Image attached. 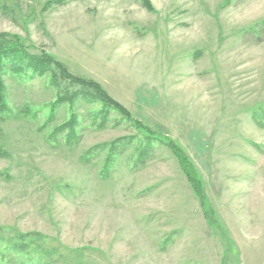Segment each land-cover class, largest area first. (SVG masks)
<instances>
[{
  "label": "rangeland",
  "instance_id": "obj_1",
  "mask_svg": "<svg viewBox=\"0 0 264 264\" xmlns=\"http://www.w3.org/2000/svg\"><path fill=\"white\" fill-rule=\"evenodd\" d=\"M147 1L0 0V34L97 82L173 139L204 206L167 147L151 142L133 165L144 134L112 113L97 129V103L53 108L50 73L8 63L0 252L31 235L56 248V264H264V0ZM72 117L68 143L54 132ZM118 138L126 145L105 171Z\"/></svg>",
  "mask_w": 264,
  "mask_h": 264
},
{
  "label": "trees",
  "instance_id": "obj_2",
  "mask_svg": "<svg viewBox=\"0 0 264 264\" xmlns=\"http://www.w3.org/2000/svg\"><path fill=\"white\" fill-rule=\"evenodd\" d=\"M140 1L142 6L149 8L150 4L147 0ZM262 34L264 35V25L258 29V35L260 36ZM17 62L23 63L26 68H28V71H32V74L43 72L50 73L52 83L56 84L59 97V99L53 104V108L66 102L75 105L81 103H97L100 106L99 111L91 113L93 119L100 118V122L97 123L96 126L97 129L104 128L108 122V116L112 113L122 121L131 125L137 133L140 132L145 135L141 140L143 141V146L148 148L149 144L154 142L158 145L167 147L170 155L175 158L180 170L184 173L188 182L193 187L194 193L200 203V207L204 206L205 202L202 194V186L196 176L194 177L193 175L192 170L194 169L191 164L192 161L184 149L173 139L164 134H160V132H153L148 127L141 124L140 121L133 120L130 112L120 103L112 99V97H110L97 82L72 75L61 62L57 61L50 55L44 53L36 55L28 54L24 45L19 40L5 34H0V75L8 63L13 65ZM11 69H14V66H11ZM4 106L3 86L0 83V109L4 108ZM72 118L73 119L69 120L67 123L58 127L54 132L55 136L57 134H63L68 143H71L77 138L76 126L78 123L76 117ZM120 140L126 145V140L124 138H118L112 141L109 145V150L107 151L104 163L105 171L110 159L113 160L114 156L117 155ZM99 148H101V146ZM148 153L149 148L148 150L141 148L137 155L134 156L135 161L133 165L138 162H143ZM30 238H33V236L19 235L13 245L6 247L0 252V262L3 260H6V264H56L60 262V255L56 254V248H54V246L50 248L44 246V244L38 243L31 245L29 243ZM31 246H34V250L30 249ZM79 264H86V262Z\"/></svg>",
  "mask_w": 264,
  "mask_h": 264
}]
</instances>
